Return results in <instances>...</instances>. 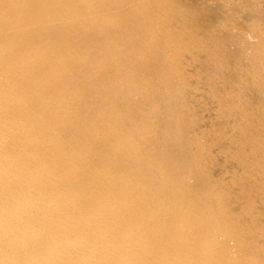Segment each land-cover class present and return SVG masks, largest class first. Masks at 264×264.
Wrapping results in <instances>:
<instances>
[{
    "label": "bare ground",
    "instance_id": "1",
    "mask_svg": "<svg viewBox=\"0 0 264 264\" xmlns=\"http://www.w3.org/2000/svg\"><path fill=\"white\" fill-rule=\"evenodd\" d=\"M0 264H264V1L0 0Z\"/></svg>",
    "mask_w": 264,
    "mask_h": 264
},
{
    "label": "rangeland",
    "instance_id": "2",
    "mask_svg": "<svg viewBox=\"0 0 264 264\" xmlns=\"http://www.w3.org/2000/svg\"><path fill=\"white\" fill-rule=\"evenodd\" d=\"M237 1V0H236ZM264 1V0H263Z\"/></svg>",
    "mask_w": 264,
    "mask_h": 264
}]
</instances>
